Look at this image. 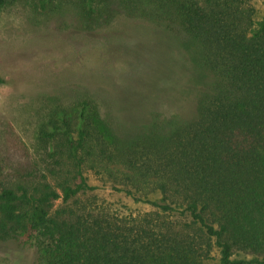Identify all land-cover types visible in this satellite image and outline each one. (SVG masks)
Listing matches in <instances>:
<instances>
[{"label": "trees", "instance_id": "1", "mask_svg": "<svg viewBox=\"0 0 264 264\" xmlns=\"http://www.w3.org/2000/svg\"><path fill=\"white\" fill-rule=\"evenodd\" d=\"M34 1L48 13L72 2L85 31L116 13L148 20L182 41L207 82L194 117L154 114L133 136L87 100L51 111L27 168L0 161V242L29 235L39 264H264V17L254 0ZM90 175L144 211L88 196Z\"/></svg>", "mask_w": 264, "mask_h": 264}, {"label": "rangeland", "instance_id": "2", "mask_svg": "<svg viewBox=\"0 0 264 264\" xmlns=\"http://www.w3.org/2000/svg\"><path fill=\"white\" fill-rule=\"evenodd\" d=\"M63 2L55 1L57 10L50 13L34 0L0 10V161L7 172L35 159L37 129L54 109L87 100L101 120L133 136L154 114L194 117L196 98L206 88L203 73L172 32L122 13L105 26L81 30L73 3ZM253 4L262 19L264 0ZM90 185L88 196L103 205L144 211L94 175ZM37 250L27 234L0 242V264H39Z\"/></svg>", "mask_w": 264, "mask_h": 264}]
</instances>
